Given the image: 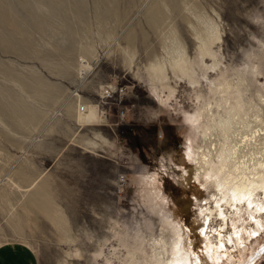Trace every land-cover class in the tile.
Wrapping results in <instances>:
<instances>
[{"label": "rangeland", "instance_id": "obj_1", "mask_svg": "<svg viewBox=\"0 0 264 264\" xmlns=\"http://www.w3.org/2000/svg\"><path fill=\"white\" fill-rule=\"evenodd\" d=\"M180 56L189 77L171 67ZM236 90L249 125L233 127L259 128L264 0H0V243L26 244L37 264H149L148 244L185 237L175 259L244 261L264 245V212L221 202L225 219L203 226L215 188L183 176L197 106L225 116L215 102Z\"/></svg>", "mask_w": 264, "mask_h": 264}, {"label": "bare ground", "instance_id": "obj_2", "mask_svg": "<svg viewBox=\"0 0 264 264\" xmlns=\"http://www.w3.org/2000/svg\"><path fill=\"white\" fill-rule=\"evenodd\" d=\"M212 36H213V32H212V28L210 27L207 28L204 37L203 36L200 37L201 39L199 43V48L201 49V51H203V53H209L210 50L207 44H209L212 41ZM171 67L172 68L178 67L188 76L187 73L188 66L185 59L182 58V56H180V58H175L171 62ZM156 70L157 71L159 70L158 73L164 75L163 73L164 69L162 65L158 66ZM219 90H221V88H219ZM236 92H237L236 96L233 98L232 101L230 100L231 98L229 96L225 98H223L222 96L223 99L220 102H215V107L219 108V106L224 105L223 108L226 113L225 116L219 114L217 109L213 110L211 102L209 100H206V101H202L201 104L197 106L198 107L197 113L194 114L193 117L191 118L194 125L200 130L201 143L199 144V146L194 147V149H191L189 151L187 150L189 153L185 151L187 153V159L189 160L190 164L186 165V167L184 168L183 176L185 177L186 181L188 180L191 181L194 180L198 174L203 175L205 179H207L213 185V187L215 188L214 195L217 196L215 197L214 207L211 206L212 208L201 209L202 216L204 215V218L202 219L203 226L206 225V222L208 221L209 217L212 216L217 215L225 219V214L223 213L220 207L221 202L225 203L229 207L233 206L234 203L236 202L238 203L244 202L246 204V207L252 205L255 206V210H257V212H261V211L264 212V201L261 200V195L262 194L264 195V124L259 126V128L255 130H251V131L244 130L242 132H240L241 128L239 131L238 128L233 127L236 124V123L234 124V122H239V121L243 122L242 126L244 127L249 125L248 122L243 121L244 119L242 118L243 116L242 113L245 110L242 106L243 105V103H241L242 101H240L241 99L240 96L238 95V90H236ZM257 112H255L254 114L255 118L256 120L261 121V118L258 117L259 113ZM236 116L239 119V121H237V119L235 118ZM204 118H206L207 121L204 120L205 121L204 122L202 120ZM209 119L211 121H209ZM215 124L220 125L224 130V132L222 133V135L224 134L222 140L215 141L210 137L211 136L210 129ZM235 130L239 131L238 134L235 133ZM239 133L240 136L236 138L237 135H239ZM191 143H193V141ZM227 215H229L228 210H227ZM199 220L200 219L198 218V216L194 217L193 218L194 225ZM181 232H183L182 227H180V231H178V233L180 234ZM202 236L204 237L205 242L207 243V248L205 250H211L210 244L207 241L208 240L207 236L206 235H202ZM180 238H182V233ZM148 245L151 248V253L149 254V257L147 256L150 259L149 264H202L203 261V259L196 258L191 255L188 258L184 259V261L183 259L180 258L175 259V257H173L174 256L173 252H177L176 250H180V249L188 250L189 243L187 242V239L185 237L182 240L181 247H179L178 244L175 243V244H171L170 247L167 248L165 243L161 242V240L158 239L154 240L151 245L150 244ZM220 246H222V244L219 242L217 247ZM262 246L260 250L256 251V253L254 254L252 253L250 257L248 254L249 258L247 257V259L239 262L238 264H249L252 257H254L257 254L259 255L260 254L259 252L261 251L262 248H263L262 250H264V245ZM164 250H171V253L173 254L171 256V258L173 259L172 261L166 262L164 257L161 256ZM208 254L209 252L206 251L204 256H208ZM139 262L142 263L143 261H139Z\"/></svg>", "mask_w": 264, "mask_h": 264}, {"label": "crops", "instance_id": "obj_3", "mask_svg": "<svg viewBox=\"0 0 264 264\" xmlns=\"http://www.w3.org/2000/svg\"><path fill=\"white\" fill-rule=\"evenodd\" d=\"M0 264H37L34 251L21 242L0 243Z\"/></svg>", "mask_w": 264, "mask_h": 264}, {"label": "built area", "instance_id": "obj_4", "mask_svg": "<svg viewBox=\"0 0 264 264\" xmlns=\"http://www.w3.org/2000/svg\"><path fill=\"white\" fill-rule=\"evenodd\" d=\"M79 109H80V110H83V109H84V106H83V105H80V106H79Z\"/></svg>", "mask_w": 264, "mask_h": 264}]
</instances>
